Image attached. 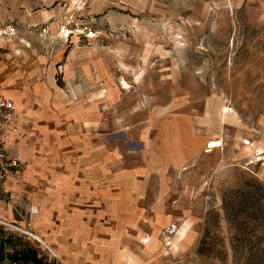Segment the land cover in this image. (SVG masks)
Instances as JSON below:
<instances>
[{
	"label": "rangeland",
	"instance_id": "374dc122",
	"mask_svg": "<svg viewBox=\"0 0 264 264\" xmlns=\"http://www.w3.org/2000/svg\"><path fill=\"white\" fill-rule=\"evenodd\" d=\"M0 56V94L23 93L58 145L72 114L94 124L103 264H264V0H0ZM154 112L204 124L226 167L149 172L139 212L112 202L130 157L110 139Z\"/></svg>",
	"mask_w": 264,
	"mask_h": 264
},
{
	"label": "crops",
	"instance_id": "0c3cea01",
	"mask_svg": "<svg viewBox=\"0 0 264 264\" xmlns=\"http://www.w3.org/2000/svg\"><path fill=\"white\" fill-rule=\"evenodd\" d=\"M9 74L6 58L0 56V81L10 79ZM10 97L15 104V115L8 128L5 150L19 160L20 167L8 172L6 190L20 212L26 214L29 207H36L37 212L29 215L30 226L42 242L31 237V245L15 243L7 237L16 238L14 230L5 226L0 228L3 231L0 232V246L5 254L31 248L38 258L53 264L59 261L62 264H103L106 247L110 251L114 248L101 239L105 231L100 224L101 194L98 193L94 124L89 116L72 114L74 117L65 122L68 143L62 147L58 145L56 128L49 125V118L41 113L34 117L23 113L27 106L23 93L11 91ZM158 120L154 112L147 121L124 123L122 130L111 134L110 142L118 137L124 139L125 155L130 157L125 185L122 182L113 191L112 202H123L139 212L147 209L146 176L149 172L226 167L223 160L209 167V158L218 155L221 147L206 150L205 144L212 139V131L204 124L199 125L200 121L192 116H181L173 123H160L159 128ZM62 157L70 167L64 178L50 174L51 167L54 170ZM58 184H63L64 190H58ZM135 215L142 218L146 213ZM0 221L24 225L16 211L2 201ZM1 264L23 262L11 263L5 256Z\"/></svg>",
	"mask_w": 264,
	"mask_h": 264
},
{
	"label": "built area",
	"instance_id": "2783aa9c",
	"mask_svg": "<svg viewBox=\"0 0 264 264\" xmlns=\"http://www.w3.org/2000/svg\"><path fill=\"white\" fill-rule=\"evenodd\" d=\"M14 115L15 104L13 100L0 94V201H3L4 203H9L11 199L9 192L6 190L7 174L11 170L18 169L20 167L19 160L16 157L10 156L5 150V139L8 133L9 125L12 122ZM205 145L206 150L223 146L222 139L219 137L208 140ZM36 212V208H30V213ZM6 224L11 225L13 228L21 231V233L25 235L30 237L35 236L29 223H27V226L24 228L12 225L10 223ZM51 254L54 255L52 251Z\"/></svg>",
	"mask_w": 264,
	"mask_h": 264
},
{
	"label": "trees",
	"instance_id": "16d2710c",
	"mask_svg": "<svg viewBox=\"0 0 264 264\" xmlns=\"http://www.w3.org/2000/svg\"><path fill=\"white\" fill-rule=\"evenodd\" d=\"M5 256H8L11 263L21 261L23 264H53L44 261L42 258H38L36 252L31 248L22 251H13L12 254H5L3 247L0 246V264Z\"/></svg>",
	"mask_w": 264,
	"mask_h": 264
},
{
	"label": "bare ground",
	"instance_id": "6f19581e",
	"mask_svg": "<svg viewBox=\"0 0 264 264\" xmlns=\"http://www.w3.org/2000/svg\"><path fill=\"white\" fill-rule=\"evenodd\" d=\"M36 208V207H35ZM33 238H36V239H38V241H40V242H42V240H41V238L40 237H38V236H34ZM50 248V247H49Z\"/></svg>",
	"mask_w": 264,
	"mask_h": 264
}]
</instances>
